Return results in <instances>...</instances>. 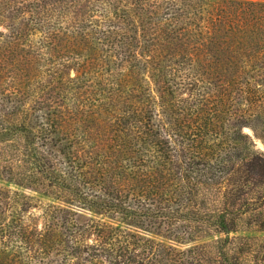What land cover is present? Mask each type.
I'll use <instances>...</instances> for the list:
<instances>
[{"label": "trees", "instance_id": "1", "mask_svg": "<svg viewBox=\"0 0 264 264\" xmlns=\"http://www.w3.org/2000/svg\"><path fill=\"white\" fill-rule=\"evenodd\" d=\"M59 1L0 0V264H201L139 231L217 238V264H239L238 222L264 230V155L220 124L211 87L264 60V0ZM26 191L52 200L42 229Z\"/></svg>", "mask_w": 264, "mask_h": 264}, {"label": "rangeland", "instance_id": "2", "mask_svg": "<svg viewBox=\"0 0 264 264\" xmlns=\"http://www.w3.org/2000/svg\"><path fill=\"white\" fill-rule=\"evenodd\" d=\"M21 1L32 3L34 0ZM37 3L41 4V6L34 9L35 13L41 12L46 6V10H48L49 14L56 15L66 7V4H64L65 2L59 0H37ZM43 12H45V10ZM43 12L42 15H44ZM39 26L41 28V25ZM39 26H35L36 30L34 31V34L36 36L32 38L34 43H37L41 37ZM4 30L5 29L0 28V31ZM108 39V37H103L100 34H97L96 36L90 35L89 39L87 38L84 41L75 40L77 41L75 44H73V41H70L67 45L75 50H81L87 46H96L100 48L103 44H106L105 41ZM224 53L226 56H229L230 54L229 51H224ZM251 63L253 66L248 67L246 70L249 76L235 79H233L232 76H227L226 78L224 77V75H226L225 71H222V76L217 75L216 78H213V86L211 87L214 89V91L211 92V96H214L217 100L215 105H219V110L221 112L220 118L223 122L220 124H223L222 126L229 132L230 136L237 132L238 134L236 135L242 134L244 140L247 141L246 145H248V150L245 156L255 153L264 155V60L259 62L253 61ZM72 76H74V72H72ZM152 88L154 87L152 86ZM198 90H200V88H198ZM182 98H189L188 92H184ZM244 114L246 115L245 120L236 123L239 127L237 126L236 128H233L234 116ZM4 186H6L5 183L0 182V187ZM25 194L31 198L32 204L31 209H28L25 213V221L28 225H33L38 229H42L44 225V212L52 200L51 198L44 197L31 191H26ZM91 216L95 219H101L93 214ZM250 217H252V214L244 216L243 220L238 222V227L241 231L237 235H231L230 242H232L234 237L240 239L235 240L229 245V254L233 258L237 257L239 259V264H264V230L259 231L258 228L254 226L250 227L248 225ZM107 222L109 221L107 220ZM122 227L130 230V228L125 226ZM139 233L147 238L156 240L157 242H164L167 245H172L181 250H189L190 248H194V246H198L199 250H197L196 253L201 264H217L216 260L218 259V256H215L213 253L215 252L213 249L216 247L217 238L206 239L188 246H178L158 237L140 231ZM242 249L245 250L244 255L239 254ZM186 256L189 258L190 254ZM36 259L37 260L32 261L30 264H40V259L37 256Z\"/></svg>", "mask_w": 264, "mask_h": 264}]
</instances>
